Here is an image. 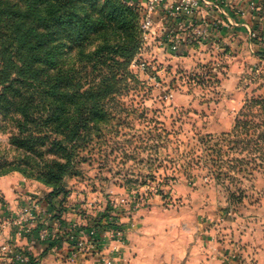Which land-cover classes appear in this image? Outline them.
I'll use <instances>...</instances> for the list:
<instances>
[{
	"label": "rangeland",
	"instance_id": "obj_1",
	"mask_svg": "<svg viewBox=\"0 0 264 264\" xmlns=\"http://www.w3.org/2000/svg\"><path fill=\"white\" fill-rule=\"evenodd\" d=\"M3 2L15 4L18 11L30 5L28 0ZM129 2L71 0L72 12L61 32L54 26L50 31L49 41L58 50L47 68L50 85L59 72L69 78L73 72L93 74L96 82L112 72L120 80V89L106 105L110 117L95 119L99 133L82 142L73 156L53 141L62 139L53 131L62 132L66 122L48 123L41 101L28 99L29 88L18 86L0 101V177L19 174L29 196L11 224L39 241L38 233L46 229L57 237L52 243L42 241L51 248L71 235L86 243L94 239L97 252L83 256L105 259L106 264L118 252L108 246L113 243L110 230L119 226L125 231V220L137 213V221L149 222L148 230L162 248L199 245L203 232H212L217 242L221 232H264L262 150L253 153L260 168L251 175L231 173L224 187L207 170L184 171L189 162L185 155L197 138L231 132L241 112L243 119L262 122L264 128V0H248L253 9L247 2H234L214 16L222 24L218 31L210 30L190 45L179 38L177 26L164 24L160 16L144 35L140 12L131 10ZM247 16L255 19V26L240 54L221 29L230 32ZM252 41L258 42L254 53ZM174 44L177 50H172ZM101 48L91 62V53ZM2 67L0 56V71ZM252 99L258 103L243 108ZM159 135L162 142L156 139ZM236 157L227 153L224 161ZM59 186L65 197L49 203L48 194ZM67 211L79 221H68L62 231L49 225L60 224Z\"/></svg>",
	"mask_w": 264,
	"mask_h": 264
},
{
	"label": "trees",
	"instance_id": "obj_2",
	"mask_svg": "<svg viewBox=\"0 0 264 264\" xmlns=\"http://www.w3.org/2000/svg\"><path fill=\"white\" fill-rule=\"evenodd\" d=\"M28 2L30 5L27 8L18 11L15 4L0 0V56L3 65L0 71V101L6 100L11 92H17L18 86L29 88L32 93L28 99L41 101L50 116L48 123L57 124L62 119L66 122L62 132L58 129L53 131L62 135V139L53 141L71 157L82 142L99 133L94 125L95 119L110 117L106 105L120 89V80L112 72L107 73L101 82H96V75L93 74L80 76L73 72L74 76L70 79L59 72L57 79H53L55 84L50 85L47 68L54 64L58 51L49 41L50 31L56 27L55 32H61L59 29L72 12L71 0ZM135 9L133 7L131 10ZM99 50L102 48L91 53V62L97 60ZM115 84L119 86L116 88ZM17 94L22 95L21 92ZM257 103L252 99L243 108L253 107ZM243 116L241 112L229 133H222L216 138L210 135L198 137L191 152L185 155L189 157V162L184 171L207 170L215 183L224 187V180L231 177V173L251 175L260 168L258 158L253 153L264 152V128L262 122L255 123L243 119ZM156 139L163 141L160 135ZM231 152L236 153L237 157L224 161L226 154ZM155 153L159 154L158 151ZM233 163L234 166L224 169V165ZM60 170H65V166H61ZM65 195L61 186L55 187L47 200L50 203L57 198L63 199ZM48 248L51 246L47 245Z\"/></svg>",
	"mask_w": 264,
	"mask_h": 264
},
{
	"label": "crops",
	"instance_id": "obj_3",
	"mask_svg": "<svg viewBox=\"0 0 264 264\" xmlns=\"http://www.w3.org/2000/svg\"><path fill=\"white\" fill-rule=\"evenodd\" d=\"M135 1L139 5L145 3V0ZM254 26L255 19L247 16L238 20L234 29H230L231 33L236 34L235 37L226 32L225 27L221 32L225 36V41L242 54L245 47L248 48V31ZM256 43L258 42L252 41L249 47L253 53L257 48ZM24 184L27 185L26 180L17 173L0 177V264L10 262L6 256L9 250L27 252L41 264H106L91 256H83L76 262H69L65 259L66 244L62 243L58 249H46V244L30 232L21 233L14 227L11 221L29 198L28 188L26 190L22 188ZM72 213L65 212L60 224L54 225L50 221L48 223L62 231L69 225L68 221L73 223L79 221ZM137 215L125 220L123 242L108 244L110 248L115 246L118 252L109 255L107 264H264L263 231L255 232L251 229L246 232H221L220 242H217L212 232H203L201 236L203 242L199 245H193L188 249L180 244L172 248H162L158 241L154 240L153 234H150L149 222L145 219L137 221ZM68 217L71 219L68 220Z\"/></svg>",
	"mask_w": 264,
	"mask_h": 264
},
{
	"label": "built area",
	"instance_id": "obj_4",
	"mask_svg": "<svg viewBox=\"0 0 264 264\" xmlns=\"http://www.w3.org/2000/svg\"><path fill=\"white\" fill-rule=\"evenodd\" d=\"M129 1L140 12V25L144 35L151 33L156 18L160 16L164 20V24L172 23L179 28V38L186 45L194 43L198 38H206L210 30L218 31L222 24L220 21L215 22L214 16L220 15L230 8L234 2L237 4L247 2L249 7L255 8L254 4L248 2V0H145L143 5H139L135 0ZM237 13L241 16L245 14L242 9L237 10ZM177 49L178 45H172V50ZM110 231L114 244L123 242L124 230L121 227L116 226ZM38 238L42 241L49 240L50 243L57 239L54 234L50 235L46 229H42L38 233ZM59 239L57 244L60 243L61 245L63 243L68 247L65 259L69 262H76L86 254L92 255L99 248V243L94 239L90 243L84 242L75 235H71L62 241H59ZM54 248L58 249L57 245ZM113 249H116V247L113 246ZM7 255L9 263L12 264H41L29 253L9 250ZM101 261L106 262L105 259H101Z\"/></svg>",
	"mask_w": 264,
	"mask_h": 264
}]
</instances>
